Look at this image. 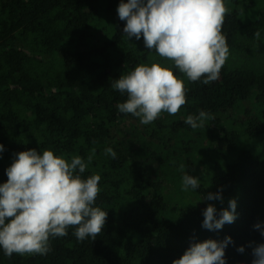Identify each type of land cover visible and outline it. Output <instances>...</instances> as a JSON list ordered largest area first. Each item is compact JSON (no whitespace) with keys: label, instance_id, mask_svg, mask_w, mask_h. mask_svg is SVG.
I'll use <instances>...</instances> for the list:
<instances>
[{"label":"trees","instance_id":"16d2710c","mask_svg":"<svg viewBox=\"0 0 264 264\" xmlns=\"http://www.w3.org/2000/svg\"><path fill=\"white\" fill-rule=\"evenodd\" d=\"M119 3L0 0V184L19 152L51 150L87 161L95 150L82 178L101 176L95 206L108 212L94 241H78L70 227L66 237L51 239L45 256L9 258L0 248V264H172L194 242L229 236L226 264H251L247 245L264 243L254 228L264 225V71L225 63L220 78L207 85L185 75L187 103L176 115L162 113L142 125L118 111L127 94L112 85L157 53L143 37L123 34ZM257 31L264 37V11L246 24L226 14L222 34L230 51L256 40ZM200 111L214 119L193 130L185 120ZM230 112L234 118L224 117ZM250 138L259 139L257 151L239 152ZM107 148L115 160L105 155ZM185 174L200 179L196 191L182 190ZM218 192L223 203L205 199ZM233 199L234 223L215 231L202 227L209 204L219 218Z\"/></svg>","mask_w":264,"mask_h":264},{"label":"clouds","instance_id":"9594fccd","mask_svg":"<svg viewBox=\"0 0 264 264\" xmlns=\"http://www.w3.org/2000/svg\"><path fill=\"white\" fill-rule=\"evenodd\" d=\"M229 11L224 0H120L117 8L128 40L143 37L148 50L172 61L190 82L205 85L220 78L230 57L226 36L222 34ZM254 37L259 40L260 32H255ZM112 87L127 94L126 101L118 104V111L138 118L142 125L153 123L162 113L176 115L187 103L184 81L170 68L156 63L136 66L115 80ZM212 119L210 113L200 111L198 115H188L185 123L195 130ZM3 151L0 144V154ZM94 153L95 150L87 161L78 155L68 160L51 150L41 154L32 149L15 155L6 169L7 182L0 184V248L5 256H45L52 250L51 239L66 237L70 227H75L73 235L78 241L96 239L108 212L95 206L101 192V176L82 178ZM105 155L117 158L112 148H107ZM199 187V178L189 174L182 177V190L196 191ZM205 199L223 203L219 192L210 193ZM236 208V201L230 200V210H221L217 218L216 207L209 204L202 213V227L215 231L234 223ZM254 228L264 238V225L257 223ZM231 243L230 236L223 241L194 242L172 264H226L225 249ZM247 247L253 257L251 264H264V243L253 241ZM237 251L244 253L245 247Z\"/></svg>","mask_w":264,"mask_h":264},{"label":"rangeland","instance_id":"374dc122","mask_svg":"<svg viewBox=\"0 0 264 264\" xmlns=\"http://www.w3.org/2000/svg\"><path fill=\"white\" fill-rule=\"evenodd\" d=\"M224 3L230 10L227 14H236L239 20L245 24L257 21L260 13L264 11V0H224ZM262 34H260V36ZM243 43V48L230 51V57L226 61V64L234 69L264 71V37L254 41H243ZM153 63L170 68L174 75L182 80L185 78V74L175 68L172 61L162 58L158 54L152 55L149 61L144 65L151 66ZM247 107L248 105L245 103L242 108L246 109ZM249 107L251 106L249 105ZM224 117L234 118V113L230 112L225 114ZM258 140L259 139L254 138L243 139L242 146L238 151L242 152L244 150H249L251 153L256 152L257 147L255 144ZM238 155L239 153L237 152L234 158H237Z\"/></svg>","mask_w":264,"mask_h":264}]
</instances>
